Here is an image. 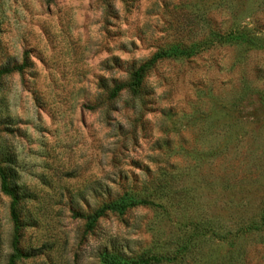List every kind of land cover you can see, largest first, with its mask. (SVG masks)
Wrapping results in <instances>:
<instances>
[{
  "label": "rangeland",
  "instance_id": "rangeland-1",
  "mask_svg": "<svg viewBox=\"0 0 264 264\" xmlns=\"http://www.w3.org/2000/svg\"><path fill=\"white\" fill-rule=\"evenodd\" d=\"M19 66L0 76V167L29 254L14 264L185 241L201 247L186 264H217L213 230L264 204V0H0V70ZM118 197L149 205L91 221ZM12 238L0 188V264ZM237 247L234 264H264V232Z\"/></svg>",
  "mask_w": 264,
  "mask_h": 264
},
{
  "label": "trees",
  "instance_id": "trees-1",
  "mask_svg": "<svg viewBox=\"0 0 264 264\" xmlns=\"http://www.w3.org/2000/svg\"><path fill=\"white\" fill-rule=\"evenodd\" d=\"M159 56L151 58L147 63L139 66L136 71L133 73V87H138L142 82L143 73L146 66L150 65L156 58ZM22 67H13L9 69L0 70V76L9 74L13 71L21 72ZM123 86H116L110 93V96H115L116 93L121 90ZM235 186H238L235 183ZM0 188L1 192L10 198V219L13 224V238L11 242L12 255L9 258L8 264H14L17 260L25 259L29 257V254L21 248L20 240L22 236V225L20 224V211H19V195L17 193L16 186L8 183L7 174L5 169L0 167ZM241 188V187H239ZM241 204V202H237ZM147 206L149 203L145 200L137 201L134 198H115L108 199L104 204L103 208L98 210L91 217V221L95 222L96 219L101 215L105 210H125L127 208H135L138 206ZM243 207V205H242ZM234 225H217V231H214V234L217 235V248H220L217 252V264H234L236 259V254L239 252L237 245L240 239L248 237L250 234L262 233L264 232V204L260 207L257 212L253 215H244L238 214L234 220ZM197 231L202 229L209 231L207 228L208 225H195ZM211 231V229H210ZM190 245L188 241L185 243H177L174 246L170 247H156L155 249H150L145 252L143 255H136L134 257H128L125 255H113L109 257L107 264H186L187 262V253L191 250L197 251L201 247L198 245L190 250ZM238 251V252H237ZM242 256V253H240Z\"/></svg>",
  "mask_w": 264,
  "mask_h": 264
}]
</instances>
